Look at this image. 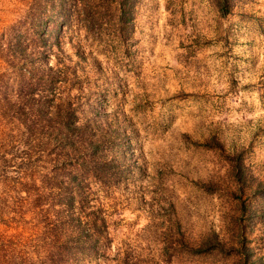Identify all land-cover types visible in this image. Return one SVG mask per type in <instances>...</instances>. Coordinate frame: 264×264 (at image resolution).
<instances>
[{"label":"rangeland","instance_id":"1","mask_svg":"<svg viewBox=\"0 0 264 264\" xmlns=\"http://www.w3.org/2000/svg\"><path fill=\"white\" fill-rule=\"evenodd\" d=\"M113 1L68 17L51 0H0V71L4 53L37 59L23 41L51 64L68 55L101 148L86 180L110 240L82 264H118L117 245L134 264H234L248 247L246 264H264V0ZM210 235L216 250H187Z\"/></svg>","mask_w":264,"mask_h":264},{"label":"trees","instance_id":"2","mask_svg":"<svg viewBox=\"0 0 264 264\" xmlns=\"http://www.w3.org/2000/svg\"><path fill=\"white\" fill-rule=\"evenodd\" d=\"M99 1L51 0V5L69 17L78 5L92 12ZM113 2L119 12L132 5V0ZM25 31L29 41L37 30ZM22 43L15 45L19 51L26 48L37 59L16 63L4 53L0 71V264H82L110 240L111 220L101 205L91 204L86 180L96 177L101 148L77 117L71 95L76 72L66 62L71 58L62 55L51 64L50 48ZM210 236L193 246L186 242L187 250H216L218 239ZM116 250L118 264H134L126 248ZM241 252L234 264L249 261V247Z\"/></svg>","mask_w":264,"mask_h":264}]
</instances>
